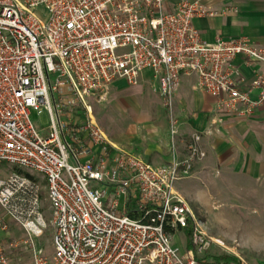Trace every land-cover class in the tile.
<instances>
[{"label":"built area","instance_id":"built-area-1","mask_svg":"<svg viewBox=\"0 0 264 264\" xmlns=\"http://www.w3.org/2000/svg\"><path fill=\"white\" fill-rule=\"evenodd\" d=\"M205 1L175 0L168 10V0H0V172L45 180L55 230L48 259L34 243L47 228L43 187L26 173L0 177V207L27 235L0 244V264H11L8 249L22 245L33 264H201L212 240L176 191L206 158L201 136L183 158L154 166L114 146L88 100H103L119 80L137 86L150 71L170 114L182 78L195 76L221 110L253 116L264 104V74L242 90L233 62L242 56L264 65V48L247 37L205 43L194 23L217 15ZM44 111L46 134L31 120ZM178 134L171 116L174 149ZM134 199L145 210L138 219L124 209ZM190 224L191 249L183 253L172 234Z\"/></svg>","mask_w":264,"mask_h":264},{"label":"crops","instance_id":"crops-1","mask_svg":"<svg viewBox=\"0 0 264 264\" xmlns=\"http://www.w3.org/2000/svg\"><path fill=\"white\" fill-rule=\"evenodd\" d=\"M174 4L175 0H168V10H172ZM204 5L217 13L214 17L197 19L194 23L205 43H215L219 38L247 37L254 46L264 48V0H206ZM233 65L241 71L242 90H248L258 72L264 74V65L253 64L242 56L237 57ZM116 82L111 91L113 97L124 90ZM140 83L155 86L152 73H142ZM252 97L257 99L258 92H254ZM144 110V114H131L132 111L128 110V114L123 115L126 119L130 116L134 119V122L128 120L129 128L123 135H111L105 127H101L114 146L140 155L154 166L167 165L176 158H183L193 137L200 135V147L206 158L195 164L192 178L177 183L176 191L182 198L183 183L199 179L202 174L209 176L216 173L222 178L230 176L264 187V104L249 118L227 113L219 108L218 98L198 88L197 77L184 76L174 98L172 113L169 112V117L173 116L179 123L175 149L170 136V121L153 123L150 121V108ZM6 219L25 233L13 219L8 216ZM0 232L6 231L0 229ZM172 235L174 238L175 233ZM9 236L0 235V241L4 243ZM40 241V237L34 239L35 247L43 251ZM174 243L183 253L191 249L188 243ZM13 252L16 255L12 258L10 254ZM8 256L11 264H27L32 251L22 245L9 248ZM28 264H33V261Z\"/></svg>","mask_w":264,"mask_h":264},{"label":"rangeland","instance_id":"rangeland-1","mask_svg":"<svg viewBox=\"0 0 264 264\" xmlns=\"http://www.w3.org/2000/svg\"><path fill=\"white\" fill-rule=\"evenodd\" d=\"M117 86L124 90L115 97L112 96L111 85L103 100H99L98 97L88 100V106L92 109L96 122L100 127H105L109 134L123 135L129 128L128 120L134 122L132 116L128 119L123 117L128 114V110L132 111L131 114L136 112L144 114V109L149 107L151 122L164 124L170 121L169 111L154 86H143L141 83L131 86L125 80L118 81ZM31 120L42 133H47L50 126L47 111L41 115L33 112ZM18 170L33 176L43 187L44 218L47 228L40 237V242L43 255L52 259L55 255L53 244L55 230L52 225V210L46 200L45 180L31 171ZM2 172L0 177L17 171L8 167ZM181 193L194 216L203 223L207 237L212 240L211 248L206 254L198 257L199 263L206 260L213 264H264V187L230 176L222 178L213 173L209 176L202 174L199 179L184 182ZM4 224L8 227L7 231L0 232V235L10 236L4 243L0 241V244L9 246L27 239L22 230L14 227L12 222L6 219L5 212L0 207V229ZM174 241L181 245L188 243L181 231L175 232ZM217 241L224 246L219 245ZM14 254V252L10 254V257L13 258ZM33 259L32 254L31 260ZM31 260L28 258L27 264Z\"/></svg>","mask_w":264,"mask_h":264},{"label":"trees","instance_id":"trees-1","mask_svg":"<svg viewBox=\"0 0 264 264\" xmlns=\"http://www.w3.org/2000/svg\"><path fill=\"white\" fill-rule=\"evenodd\" d=\"M16 171L18 173H22L18 169H16ZM43 197H44V194H43ZM124 209L126 210L127 214L131 218H134V219L141 218L144 215V213H145V210L143 208H141V206L138 204L137 200H135V199L134 200H129L126 203V206H125ZM192 231H193V228H192L191 224L189 225V227L187 229H185L183 231V233L185 234V236L187 238V241H188V244H189L190 247H191ZM200 262L203 263V264H213V263L206 262V260H203V261H200Z\"/></svg>","mask_w":264,"mask_h":264}]
</instances>
